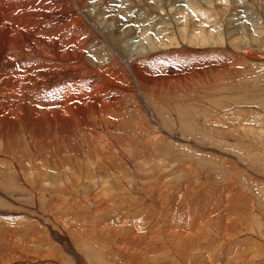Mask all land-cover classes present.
Wrapping results in <instances>:
<instances>
[{"label":"bare ground","instance_id":"obj_1","mask_svg":"<svg viewBox=\"0 0 264 264\" xmlns=\"http://www.w3.org/2000/svg\"><path fill=\"white\" fill-rule=\"evenodd\" d=\"M260 69L264 0H0V264H264Z\"/></svg>","mask_w":264,"mask_h":264},{"label":"rangeland","instance_id":"obj_2","mask_svg":"<svg viewBox=\"0 0 264 264\" xmlns=\"http://www.w3.org/2000/svg\"><path fill=\"white\" fill-rule=\"evenodd\" d=\"M169 67H171V66H169ZM255 70L256 69L253 68L252 71H255ZM252 71H249V72H252ZM258 71L261 73H264V69H260ZM255 73L258 74L257 71ZM231 78L234 81H232ZM223 80H224L223 81V85H224L223 87H225V88H223L222 92L213 95L211 97L212 99L217 100L218 102H224L227 99L226 103L235 101L237 103H242V106L248 105L250 107H253V108H256L259 110H264V86H262L260 82L254 83V80L250 81V80L246 79L244 82L240 83V80L231 74H229V75L224 74ZM231 83L232 84L235 83V84H233V86H232ZM237 83H239V84H237ZM260 86H261V88H260ZM225 95H227L226 99L223 98ZM253 102H255L258 106L254 105ZM255 152L256 151H252V152H249V154H253ZM241 153L245 154V151L242 150ZM259 156H264V155L260 154ZM248 158L249 157L245 156V159L250 162L251 159H248ZM224 162H227V161L223 160V163ZM225 175H226V172H224L223 174L219 173V174L215 175V177L219 178V179L215 180L214 182L215 183L219 182L221 185L224 182L223 180H224ZM241 179H243V178H241ZM255 186H256V188H258L257 184H255ZM67 218L68 217L66 216V219ZM65 221H67V220H65ZM18 223H19V220H16V221H14L13 225H17ZM59 246H60V244H59Z\"/></svg>","mask_w":264,"mask_h":264}]
</instances>
